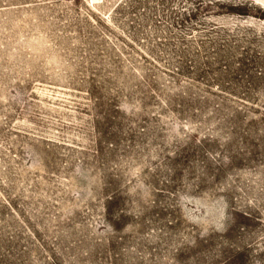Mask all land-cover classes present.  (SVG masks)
<instances>
[{"label":"rangeland","instance_id":"374dc122","mask_svg":"<svg viewBox=\"0 0 264 264\" xmlns=\"http://www.w3.org/2000/svg\"><path fill=\"white\" fill-rule=\"evenodd\" d=\"M0 264H264V0H0Z\"/></svg>","mask_w":264,"mask_h":264}]
</instances>
